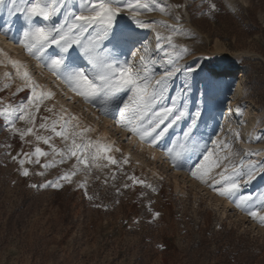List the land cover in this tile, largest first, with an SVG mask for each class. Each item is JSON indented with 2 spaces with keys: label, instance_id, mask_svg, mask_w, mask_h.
<instances>
[{
  "label": "rangeland",
  "instance_id": "obj_1",
  "mask_svg": "<svg viewBox=\"0 0 264 264\" xmlns=\"http://www.w3.org/2000/svg\"><path fill=\"white\" fill-rule=\"evenodd\" d=\"M221 1L239 20H242L240 16L251 13L255 34L246 37L241 45L235 46V40L230 41L223 26L218 29L208 20L214 0H156V10L139 17L153 24L152 28L136 27L126 12L121 14L126 25L143 32L135 34L137 42L132 44L131 51H139L132 62L136 65L144 55L141 47L144 43L155 57L162 56V52L156 51V33L168 36L172 31L160 22L174 25L177 34L173 35L172 43L176 49L164 40L159 43L174 56L182 55L177 64H185V71L188 68L196 69L194 72L216 70L215 77L226 85L217 89V95L225 103L219 122L211 132L214 137L208 138L202 152L211 150L214 140L218 139L223 144L220 148L230 145L222 150V157L228 156L224 164H235L237 168L241 162L264 164V103L257 91L259 84L264 87V0ZM73 2L75 9L79 0ZM160 6H166L167 14L159 10ZM7 7L6 4L5 10ZM21 16L13 17L11 25L18 27ZM2 26L5 35L17 34V28L7 27L6 23ZM184 48L188 51L183 52ZM56 49L59 48L53 45L39 61L50 63L58 55ZM70 55L76 58L73 52ZM68 62L66 59L65 64ZM77 66L87 72L83 63ZM53 73L68 84L58 72ZM249 74L253 77L247 82ZM33 83L43 92L53 85L42 76L40 82L35 79L25 82L13 71L0 67V110L27 103ZM55 90H50L54 96L45 98L38 112L32 109L36 135H50V129L38 127L42 118L47 117L43 122L48 125L59 120V130L64 122L61 117L74 116L76 119L71 123L78 125V130L91 129L85 133V139L109 145L112 151L108 155L120 163L90 170H83L81 165L82 170L72 177L71 183L60 181L62 187H44L72 171L75 158L58 163L59 157L51 153L49 145L37 141L31 134L22 140L12 128V123L20 131L32 127L27 121L17 119L18 112L10 110L7 115H0V264H264V224L211 186L220 179L218 173L224 164L209 173L207 183L194 178L189 170L190 165L202 159V152L197 157H188L189 152L183 154V134L188 128L190 112L155 146L146 141L142 149L140 137L118 122L112 102L104 105L97 98L89 103L77 95L85 110L73 106L66 111L60 101L64 100L66 105L70 99L62 98ZM105 107L110 117L104 114ZM181 123L184 124L179 126ZM103 131H107V136L102 135ZM51 135V142L63 148L62 139L54 133ZM191 144L192 139L188 142L189 148ZM36 146L49 153L39 157V163L30 162L37 159L33 155ZM169 149L173 153L182 152L175 166ZM20 159L25 162L21 164ZM54 160L55 167L42 166ZM24 169L29 175H23ZM133 176L145 184L134 183L129 179ZM241 184L239 195L257 196V187L264 188V175L257 173L252 181H241ZM251 185H254L253 192H250ZM256 196L255 203H248L264 215Z\"/></svg>",
  "mask_w": 264,
  "mask_h": 264
},
{
  "label": "snow or ice",
  "instance_id": "obj_2",
  "mask_svg": "<svg viewBox=\"0 0 264 264\" xmlns=\"http://www.w3.org/2000/svg\"><path fill=\"white\" fill-rule=\"evenodd\" d=\"M6 4L8 5L6 11L10 17L22 14L25 28L19 43L24 46L29 55L37 60H41L44 53L53 45L60 48L62 53H69V49H73V45L83 47L80 37L88 33L89 29L96 32L98 37H110L109 42L114 48L132 45L137 42L135 28L132 25H118L117 18L126 12L134 21L136 27L141 29L152 28L153 24L145 23L139 17L146 12L156 10V0H79V4L75 9L69 4L68 0H0V11L5 10ZM211 8L215 10V4H212ZM159 10L167 14L166 6H160ZM61 15L63 16L62 22H53L54 17H60ZM69 18H71L70 23ZM176 19H179V17H176ZM160 23L171 29L172 34L161 36L159 32L156 33V51L163 53L159 58L155 57L150 52L148 45L144 43L141 44L144 55L140 56L136 65L132 61L135 60L139 49L131 51L121 60L111 54L101 56L95 47L92 49L85 48L84 55L93 69L91 73L86 72L82 67L75 66L76 60L70 54L68 57L57 55L56 58L51 59L50 63L45 60L47 67L63 76L72 91L83 97L86 102H95L97 98H100L101 103L104 105L109 102L116 103V111L119 113L118 122L126 127L129 132L138 135L142 141H147L152 146H155L169 129L184 120L186 116H189V107L183 92L171 99L168 104L162 103L165 100V93L169 90L170 79L180 70L177 60L182 59V55L176 54L174 56L172 52L165 50L163 44L159 43L160 40H164L170 48L176 49L177 47L172 43L173 35L177 34L176 27L167 24L165 21ZM182 51L187 52L188 49L184 48ZM0 53H2V50H0ZM66 59L69 61L67 64H65ZM10 63L16 68L17 73L21 74L22 65H20V62L13 60ZM158 68L162 69L159 79L156 78ZM194 71H196L194 68L187 69L188 73ZM22 77L31 80L27 71H23ZM39 88L38 84L33 83L31 97L27 103L15 109H12L9 105L0 110V115H7L10 110L18 112L17 119L27 121L32 127L20 131L15 129V123H12V128L19 133L22 140L26 135L31 134L35 136L37 141L49 145L51 153L59 157L58 163L63 164L67 160L75 158L76 163L73 165L72 171L64 173L55 182H48V184L43 185L44 187L49 185L62 187L60 181L71 183L72 177L82 170L81 165L83 170H90L92 167L102 168L120 163L114 157L108 155L112 151L109 145L85 139V133L91 129L78 130L79 126L71 123L72 120L76 119L74 116L68 119L61 117L60 119L64 122L60 124L59 130L57 128L59 120L52 125H48L43 122L47 120V117H44L38 127L46 131L50 129V135H36L33 130L36 125L32 109L34 108L38 112L43 100L54 96V93L43 92ZM186 88L187 85H185ZM122 92L130 94L127 95L126 100L122 101L121 107L117 101L119 99L118 94ZM158 105L159 107H157ZM48 111H51V109H48ZM105 113L108 114L106 107ZM200 116V111H195L191 115L190 126L183 134L185 137L183 154L197 151V146L192 144L189 148L188 142L192 139V134L197 128V121ZM52 133L62 139L64 142L63 148H57L51 142L53 140ZM78 139H80V143L77 142ZM224 147L227 148L230 145H224ZM116 150L119 151V149ZM168 151L175 166L182 152L173 153L172 149ZM255 154L258 155V153ZM24 155L29 156L27 153ZM33 155L37 159L35 161L30 160V162L39 163V157L47 156L49 153L36 146ZM200 155L202 159L196 164L190 165L189 170L194 178L207 183L206 177L209 173L221 167V164L228 160V156L213 158V152L207 149ZM13 159H18V157H13ZM101 161H107L108 163L102 164ZM19 162L23 164L25 161L20 159ZM56 163L54 160L51 164L45 163L42 166L44 168L55 167ZM123 163H128V159L125 158ZM230 168L231 171H229ZM257 173L264 175V164L249 161L245 165L241 162L239 168L235 164H224L223 170L218 173L220 179L216 180L215 184L211 186L219 195L233 199L237 207H244V210L252 218L264 224V215L259 214V209L253 210L252 204L248 203L249 201L255 203L254 198L250 195H239L242 191L241 181L250 182L256 177ZM39 174L43 175V173ZM23 175H29L27 169H24ZM129 179L133 180L134 183L145 184L144 181H138L134 176L129 177ZM216 184L220 187L217 188ZM81 186L86 188V184ZM145 186L151 187V185ZM33 187H37V185H33ZM125 187H128V185H125ZM258 199L260 200V206L264 208V197ZM155 216L158 217L159 213H156Z\"/></svg>",
  "mask_w": 264,
  "mask_h": 264
},
{
  "label": "bare ground",
  "instance_id": "obj_3",
  "mask_svg": "<svg viewBox=\"0 0 264 264\" xmlns=\"http://www.w3.org/2000/svg\"><path fill=\"white\" fill-rule=\"evenodd\" d=\"M69 4L74 6L73 0H68ZM13 17H17V15L9 16L7 14V11H0V50H2V53H0V67L3 68L5 71L10 72L13 71V73L17 74L18 77L25 80V82H31L32 79L38 80L40 82V77H44L46 80H49L50 83H52V87H48L46 89V92H50V90H55L56 92L62 94V98L66 97L67 99H70V103L65 105V101L61 100V105L63 108L66 109V111L70 108H73V106H78L79 108H82L85 110L84 105L82 102H80L77 98V94L72 91L69 84H65L63 81H60L51 71L46 64H44L42 61L36 60L31 55L28 54L27 50L26 52L23 51L22 44L19 43V40L22 38V32L25 28V22L20 17L21 23L17 27L16 24L11 25V19ZM63 21V16L60 17H54L53 22L60 23ZM71 22V18H69V23ZM6 23V26L10 28H17V34H4L2 30V25ZM117 24L118 25H126L121 16L117 18ZM7 33V32H6ZM143 34L142 31L138 30L135 31V34ZM109 38H104L102 36L98 37L96 32H93L91 29H89L88 33H85L83 36L80 37V42L83 47L79 45H73V49H69V53H62L61 49L59 48L57 50L58 55H64L65 57L69 55L70 53H74L76 55V66L77 63H83L87 69L88 73H91L93 71L92 65L88 62L87 57L84 55V49H92L93 47L96 48V51L101 55L105 56L108 54H111L113 56L119 57L121 60H123L130 52H131V46L127 45L123 48H114L113 45L109 42ZM25 49V48H24ZM18 61L20 62L21 67V74L17 73L16 68L12 66L10 61ZM139 62V61H138ZM138 62H136L138 64ZM179 67V71L175 73V75L170 79L169 85H168V92L165 93V100L162 101L163 104H168L169 101L176 96H178L181 92H183V95L186 97L187 104L189 107L190 112V118L189 123L187 126H190V119L191 115L194 114L195 111H200L201 116L197 121V128L194 130L192 134V144H195L197 146L196 152H189L187 155L188 157H197L201 152L202 149L207 145L208 138L211 140L214 136L211 133L214 125L219 122V117L221 115V111L223 110V105L225 103V100L220 96L217 95V89L218 87H221L225 85V82H223L222 79L215 77L216 70H200L198 72L188 73L187 70H183V67L186 66L185 64H177ZM185 68V67H184ZM23 71H27L30 74L31 80H27L22 77ZM162 70L157 69V79L160 78V72ZM185 85H187V88L185 89ZM226 86V85H225ZM43 88V86L41 85ZM224 90L223 88H221ZM43 91V90H42ZM130 93L122 92V94L119 95V99L117 102H120V106L122 107V101L127 99V95ZM122 99V100H121ZM60 100V99H59ZM121 100V101H120ZM111 107L116 108L117 104L112 103ZM159 107V105L157 106ZM216 109V113H212V110ZM205 110L207 113H205ZM104 112V111H102ZM106 115V113H104ZM118 117L119 113L117 112ZM107 117H110L108 114ZM6 122H9V119H6ZM182 122V121H181ZM184 123L179 124V126L183 125ZM107 131H103L102 135L105 137L107 136ZM218 141V143H217ZM140 145L143 147L146 145V141H140ZM191 144V146H192ZM223 145L218 139L214 140L213 146L211 147V151L213 152V158L216 157H222V148L219 146ZM226 145V144H224ZM219 147V148H217ZM191 148V147H190ZM225 148V147H224ZM259 149V148H258ZM130 151V150H128ZM261 152V151H259ZM130 153L134 156V154L130 151ZM263 153V150H262ZM262 156V154H261ZM187 157V158H188ZM256 189V188H255ZM258 190V197H262L261 195L264 193V188L257 187ZM254 185L250 186V192H253ZM254 198L255 196L250 195ZM256 196V197H257Z\"/></svg>",
  "mask_w": 264,
  "mask_h": 264
},
{
  "label": "trees",
  "instance_id": "obj_4",
  "mask_svg": "<svg viewBox=\"0 0 264 264\" xmlns=\"http://www.w3.org/2000/svg\"><path fill=\"white\" fill-rule=\"evenodd\" d=\"M215 10L210 13L208 20L214 22L217 28L224 27L226 33L229 35L230 41L235 40V46L241 45V42L246 39V37L253 36L255 34L254 23L251 18V13L249 12L247 16H240L242 20H239L237 15H233L229 12L223 5L221 0H214ZM253 75L249 74L247 82H250ZM261 81V80H260ZM258 86L259 95L264 103V87Z\"/></svg>",
  "mask_w": 264,
  "mask_h": 264
}]
</instances>
